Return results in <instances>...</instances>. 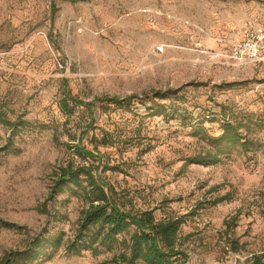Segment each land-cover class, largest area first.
I'll use <instances>...</instances> for the list:
<instances>
[{
  "label": "rangeland",
  "instance_id": "obj_1",
  "mask_svg": "<svg viewBox=\"0 0 264 264\" xmlns=\"http://www.w3.org/2000/svg\"><path fill=\"white\" fill-rule=\"evenodd\" d=\"M260 27L264 0H0V109L30 122L13 145L0 124V218L24 227L0 230V258L23 248L27 231L74 234L85 201L64 192L51 213L37 210L70 164L99 167L128 208L183 221L189 264L264 256V61L231 58ZM67 94L90 106L64 113ZM226 111L242 121L250 150L218 154L209 144ZM208 154L220 160L196 163ZM47 251L46 264L114 256Z\"/></svg>",
  "mask_w": 264,
  "mask_h": 264
},
{
  "label": "trees",
  "instance_id": "obj_2",
  "mask_svg": "<svg viewBox=\"0 0 264 264\" xmlns=\"http://www.w3.org/2000/svg\"><path fill=\"white\" fill-rule=\"evenodd\" d=\"M179 92L180 89L168 90L155 96L165 100L178 96ZM109 101L116 105L126 102L119 99ZM80 106L89 107L90 104L71 94H67L60 105L62 111L69 115L74 114L76 107ZM149 109L153 111L152 115L160 116L164 114L165 107L153 106ZM223 116L222 134L208 139L215 152L230 154L240 147L244 151L250 150L253 143L243 135L242 121L231 119L227 111ZM0 124L13 132L10 145L14 144L16 135L30 126L24 116L12 120L1 109ZM78 152L86 158H97L82 146ZM195 160L196 163L211 164L220 159L208 154L196 156ZM98 168L92 164L63 167L48 198L37 209L41 213H51L49 202L55 201L64 192L85 201L88 207L83 211L72 236L64 230L46 229L35 235L27 231L25 246L7 252L0 258V264H46L53 257L47 250L61 248L75 255L88 251L96 256L104 251L113 252L112 264H189L188 254L179 247L178 232L183 221L177 218L158 220L153 210L128 208L118 197L116 188L101 176ZM4 228L23 230L24 227L0 218V230ZM244 264H264V256L255 255Z\"/></svg>",
  "mask_w": 264,
  "mask_h": 264
},
{
  "label": "built area",
  "instance_id": "obj_3",
  "mask_svg": "<svg viewBox=\"0 0 264 264\" xmlns=\"http://www.w3.org/2000/svg\"><path fill=\"white\" fill-rule=\"evenodd\" d=\"M231 58L240 65L264 61V27L248 29L234 44Z\"/></svg>",
  "mask_w": 264,
  "mask_h": 264
}]
</instances>
